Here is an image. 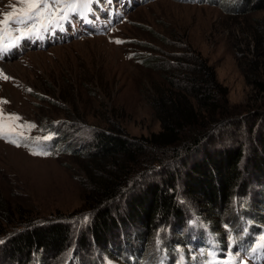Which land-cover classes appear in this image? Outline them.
<instances>
[{"label":"rangeland","instance_id":"374dc122","mask_svg":"<svg viewBox=\"0 0 264 264\" xmlns=\"http://www.w3.org/2000/svg\"><path fill=\"white\" fill-rule=\"evenodd\" d=\"M238 2L236 7L243 6ZM218 4L150 0L133 8L105 34L83 36L79 34L81 29L71 24V35L66 34L67 39L58 44L47 47L35 44L18 55L12 53L13 48L3 52L5 56L0 53V101L7 102L0 103V109L5 115H18L21 120L17 123L25 126L18 129L22 135L9 137L22 146L0 139V205L4 206L0 217L5 216L10 222L7 224L0 218V230L9 233L0 235L1 264H9L10 235L26 219H34L40 225L47 220L69 221L75 230L74 238L82 233L85 237L88 229H92L94 223L85 216H94L86 203L93 170L83 155L93 146L92 130L82 133L67 119L72 121L79 114L93 129L104 128L109 119L121 127L124 134L134 138H150L158 133L161 122L151 103L159 91L170 89L168 81L174 69L167 66L172 59L167 54L176 45H188L186 49H191L195 57H202L214 69L218 82L228 92L231 113L236 114L229 123H234L233 130L225 126L213 147H232L236 141L245 140L252 117L257 122L255 115L262 114L251 108L264 106V95L251 83L255 76L264 74V67L257 71L250 62L258 58L253 45L256 27L264 26V11L241 15L232 9L225 11ZM11 5L22 6L18 0H0V20L4 13L13 11ZM146 56L157 59L148 65L144 61ZM65 91L77 93L73 105L61 98ZM48 118H55V136L58 137L55 152H48L47 156L33 155V151L47 152L40 143L42 137L50 135L49 126L45 124ZM263 120L264 116L259 120L262 126ZM29 124L35 127H26ZM178 191L180 201L190 209L192 200L185 197L184 189ZM123 202L118 213L122 216L127 214ZM191 217L185 229L188 240L194 242L190 247L193 250L191 263L205 264L204 252L197 244L210 245L209 233L208 230L202 233V225H195L197 220L193 214ZM117 224L119 250H125L124 234L130 231L122 232L118 221ZM218 224L213 225L219 227L218 232L226 229L227 225ZM190 229L194 233L197 230V235L203 234L207 242L197 241L199 237L192 235ZM43 252L47 254L45 257H50L46 250ZM97 253L94 251V257L99 259L101 256ZM70 254V264L82 261L92 264L76 246L56 264L65 263ZM146 255L152 258L153 253ZM231 257L240 258L232 259L231 264H264V251L256 253L252 263L246 262L248 256L242 253H233ZM217 259L216 254L210 256L212 263ZM229 260L228 255L219 258L217 264H229ZM107 261L120 264L117 258Z\"/></svg>","mask_w":264,"mask_h":264},{"label":"trees","instance_id":"16d2710c","mask_svg":"<svg viewBox=\"0 0 264 264\" xmlns=\"http://www.w3.org/2000/svg\"><path fill=\"white\" fill-rule=\"evenodd\" d=\"M185 1L219 3L225 11L234 10L241 15L264 11V0ZM237 2L243 6L236 7ZM256 34L253 48L258 58L250 62L258 71L264 67V26H257ZM185 47L188 45L181 43L167 54L173 59L167 66L174 73L169 76L170 89L153 96L151 104L161 122V130L150 138L129 137L109 119L104 128L94 129L79 114L72 121L67 119L82 133L92 130L93 146L83 155L93 170V186L86 194V203L95 216L85 217H90L94 225L85 237L82 233L74 238L75 230L69 221L47 220L40 225L34 219H26L10 235L9 264H30V261L56 264L75 246L92 264H110L107 259L115 258L120 264H184L185 260L189 264L193 260L190 247L194 242L188 240L185 229L192 214L197 220L195 225H202V233L208 230L222 251L232 236L239 241L241 230H246L245 237H250L249 232L261 231L264 227V124L259 120L264 116V106L251 108L262 114L255 115L257 122L252 117L245 140L236 141L232 147L214 148L215 139L222 135L225 126L233 130L234 123H229L236 114L231 113L228 92L218 82L214 69ZM156 59L144 57L148 65ZM263 76L257 75L251 82L260 95H264ZM76 94L65 91L61 98L73 105ZM54 120L48 118L45 123L52 136L46 140L50 153L55 152L58 138ZM180 188L192 200L190 209L179 199ZM122 201L127 211L123 216L118 215ZM0 209L4 210L2 204ZM0 218L10 223L5 216ZM117 221L122 232L131 233L124 234L125 250H119ZM216 223L229 228L218 232ZM190 231L196 237L203 236L197 235V230ZM7 234V230H0V235ZM41 250L50 253V257H45L47 254ZM94 251L99 252V259L94 257ZM150 252L152 258L146 255ZM72 256L65 263L57 264H70ZM203 260L208 262V256L203 254Z\"/></svg>","mask_w":264,"mask_h":264},{"label":"snow or ice","instance_id":"6c2138e0","mask_svg":"<svg viewBox=\"0 0 264 264\" xmlns=\"http://www.w3.org/2000/svg\"><path fill=\"white\" fill-rule=\"evenodd\" d=\"M92 2L93 0H18L22 6L11 5L13 11L4 13V18L0 20V53L16 47L28 37L40 36L50 27L60 26L61 22L71 19L73 14H82V9L91 11ZM13 24L16 27H13ZM116 43H122V41H116ZM3 78L9 79L7 76ZM0 103L7 102L0 101ZM19 120L21 118L18 115H5L0 109V139H6L8 142L16 144L17 147L22 145L18 144L15 139H9V137L22 135L18 129L25 126L18 124L17 121ZM26 127L32 128L35 125L29 124ZM41 139L48 140L51 139V136ZM32 154L50 155L48 152L41 151H33ZM225 227L227 228V226ZM257 250L264 251V235L258 238L256 245L251 249L253 254ZM204 255L214 256L215 253L206 251ZM232 259L239 260L240 258L230 255L229 264H231ZM206 264H212V262L208 261Z\"/></svg>","mask_w":264,"mask_h":264}]
</instances>
